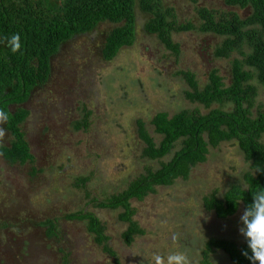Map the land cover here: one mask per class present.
Masks as SVG:
<instances>
[{
    "label": "trees",
    "instance_id": "obj_1",
    "mask_svg": "<svg viewBox=\"0 0 264 264\" xmlns=\"http://www.w3.org/2000/svg\"><path fill=\"white\" fill-rule=\"evenodd\" d=\"M180 1L184 6L176 8L173 0H0V113L7 117L0 119V159L25 173L33 184L45 170L38 165L25 129L30 114L25 105L37 92L50 88L55 58L76 45L77 39L86 38L104 62H111L123 50L134 48L141 27L175 57L182 52L175 34L199 31L221 37L211 56L231 59L229 81L216 68L202 84L190 69L176 70V79L187 85L185 99L200 106H180L172 114L156 112L150 120L153 131L142 118L136 120L137 152L146 166L130 177L126 188L102 198L92 194L91 178L73 179L71 186L93 208L119 211L117 220L123 226L119 239L124 247L145 234L134 219L132 203L144 201L160 188L188 181L196 167L207 161L211 149L222 143L236 144L249 170L242 174V183L232 184L223 195L217 191L204 195L205 211L214 212L221 224L250 205L253 194L264 191V102L259 100V90L264 88V0ZM190 10L199 25L183 20V13ZM105 23L110 24L108 29H103ZM14 36L19 38L15 50ZM83 108L81 120L70 123L74 130L90 126L92 112ZM63 221L85 224L86 232L111 257L109 264H120L107 224L97 212L84 208L55 212L41 221L0 218V264H7L1 250L13 251L9 246L16 243L13 235L25 231L26 223L25 232L41 231L43 239L62 253L60 263L71 264V249L63 243ZM200 226L188 229L187 235L182 231L173 234L187 236L180 242L190 252L187 264H216V260L217 264H250L242 255L244 240L238 244L233 236L218 235L217 229L204 222ZM192 255L197 259L190 260ZM139 264L149 261L140 259Z\"/></svg>",
    "mask_w": 264,
    "mask_h": 264
},
{
    "label": "rangeland",
    "instance_id": "obj_2",
    "mask_svg": "<svg viewBox=\"0 0 264 264\" xmlns=\"http://www.w3.org/2000/svg\"><path fill=\"white\" fill-rule=\"evenodd\" d=\"M173 2L176 8L184 6L180 0ZM182 18L200 24L191 10L184 12ZM109 25L105 23L103 29ZM138 25L143 26V22L138 20ZM220 39L199 31L175 34L174 40L182 49L181 56L175 57L165 52L158 40L142 32L141 27L134 48L123 50L111 62H104L86 38L77 39L76 45L55 58L50 88L37 92L25 105L30 112L25 129L44 174L33 184L25 173L0 159V218L41 221L68 209L97 212L107 224L120 264H139L140 259L149 264H168V256L173 254L189 259L190 252L180 243L187 236L173 234L182 231L187 235L188 229L192 231L194 225L201 228L203 222L217 229L218 235L233 236L240 244L243 239L238 223L243 210L220 224L214 212L203 207L204 195L213 191L223 195L232 184L242 183V174L249 170V163L232 142L211 149L207 161L196 167L188 181L160 188L144 201L133 202L134 219L145 234L127 247L119 239L123 228L117 220L119 211L93 208L71 186L76 176L89 177L92 194L102 198L126 188L130 177L146 166L137 152L136 120L142 118L153 131L150 120L156 112L172 114L180 106H200L185 99L187 85L176 79V70L190 69L202 84L208 72L216 68L229 81L231 59L211 56ZM259 100L264 102V88L259 90ZM83 107L92 112L90 126L74 130L70 123L81 120ZM59 167L62 170H57ZM183 213H187L185 218ZM63 225V243L71 249V264L111 263V257L86 232L85 224L63 221ZM27 226L28 223L25 231ZM25 231L13 235L16 243L9 244L13 251L1 250V259L7 264H61L62 253L43 239L41 231ZM195 251L198 256L199 250ZM197 256L192 255L190 260Z\"/></svg>",
    "mask_w": 264,
    "mask_h": 264
},
{
    "label": "clouds",
    "instance_id": "obj_3",
    "mask_svg": "<svg viewBox=\"0 0 264 264\" xmlns=\"http://www.w3.org/2000/svg\"><path fill=\"white\" fill-rule=\"evenodd\" d=\"M18 39L17 36L12 37L13 50L19 47L15 44ZM0 119L7 117L0 113ZM238 232L246 244L242 255L250 264H264V191L253 194V202L243 209ZM168 264H187V259L183 254H173L168 256Z\"/></svg>",
    "mask_w": 264,
    "mask_h": 264
}]
</instances>
